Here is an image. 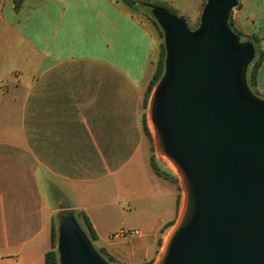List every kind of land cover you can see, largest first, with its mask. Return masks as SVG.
I'll return each instance as SVG.
<instances>
[{
	"label": "crops",
	"instance_id": "1",
	"mask_svg": "<svg viewBox=\"0 0 264 264\" xmlns=\"http://www.w3.org/2000/svg\"><path fill=\"white\" fill-rule=\"evenodd\" d=\"M196 1L197 23L207 0ZM140 7L134 10L121 0H24L17 10L14 0H0V145L4 134L15 132L18 139L6 145L19 149L137 148V102L162 50L152 24L137 16ZM170 8L185 18L184 5ZM231 18L235 31L263 53L255 87L264 98V0H240ZM11 117L18 118L15 126H10ZM136 156L112 164L119 170ZM18 163L22 168L14 177L0 175L5 244L11 236L24 247L28 240L20 232L25 226L34 230L31 239L47 226L51 250L38 171L28 173L22 158ZM149 165L151 199L158 206L150 233L140 230L135 238L101 241L96 232V249L116 264L154 263L180 215L183 196L177 183L156 175ZM20 253L0 255V260L19 264Z\"/></svg>",
	"mask_w": 264,
	"mask_h": 264
},
{
	"label": "water",
	"instance_id": "2",
	"mask_svg": "<svg viewBox=\"0 0 264 264\" xmlns=\"http://www.w3.org/2000/svg\"><path fill=\"white\" fill-rule=\"evenodd\" d=\"M239 2L207 0L196 29L148 8L166 51L149 120L156 153L184 194L153 264H264V98L247 82L259 48L228 25ZM56 250L59 264H112L73 211L61 214Z\"/></svg>",
	"mask_w": 264,
	"mask_h": 264
},
{
	"label": "rangeland",
	"instance_id": "3",
	"mask_svg": "<svg viewBox=\"0 0 264 264\" xmlns=\"http://www.w3.org/2000/svg\"><path fill=\"white\" fill-rule=\"evenodd\" d=\"M136 1L140 2L142 0ZM159 1L162 4L161 6L170 10L172 9L170 8L172 3L175 6L178 4L184 5L186 22L190 29H196L199 26L200 19L197 23L195 22L197 14L196 0ZM148 10V7L141 6L136 14L142 20L149 21L152 24L160 37L162 46H164L162 28ZM239 39L241 42H246L245 37L241 34ZM252 65L251 63L249 68ZM252 91L257 94L256 87ZM146 92L144 97L138 99L137 102L138 132L135 134L138 147L135 149H19L6 145L7 141L18 139V134L9 132L3 135V143L0 145V175L3 173L14 177L17 171H21L22 166L18 163L19 158L24 160L25 169L28 173H32L33 169L38 171L42 204L47 217L51 218L50 221L48 217L50 230L52 224L56 226L57 237L61 214L68 211L75 213L80 226L87 234L80 215V212L86 213L101 241L113 237L121 229H139L144 234L150 233L151 223L158 212V206L151 199L153 184L149 180L152 174L149 161L150 163H156L164 172L177 177V185L182 192L184 203V194L179 176L172 166L156 153L153 129L148 113L150 99L146 103ZM257 96L259 95L257 94ZM17 120L18 118L11 117L9 120L12 121L10 126H15L18 123ZM145 123H147L152 134L151 138H148L144 132ZM2 127H4V123L0 124V128ZM134 153H137L138 156L134 158L131 164L122 166L119 170H117L120 167L119 165L112 164L113 160L126 159ZM112 172L115 173L110 174ZM9 188L11 190L9 191L11 192L10 197H14L16 193L15 191L12 192V182H10ZM62 207L69 208L62 209ZM10 225L9 222V228ZM27 227L25 226V230L20 232L22 234L24 231L22 238L28 240L24 247H22V243H19V240L11 236L7 245L5 244L4 224L0 215V255H9V253L14 255V252L21 250L22 253H20L18 259L19 264H44V252L50 249L48 242L49 229L45 226L38 237L31 239L34 230H29ZM169 233L166 234V238ZM0 264H14V261L3 259L0 260Z\"/></svg>",
	"mask_w": 264,
	"mask_h": 264
},
{
	"label": "trees",
	"instance_id": "4",
	"mask_svg": "<svg viewBox=\"0 0 264 264\" xmlns=\"http://www.w3.org/2000/svg\"><path fill=\"white\" fill-rule=\"evenodd\" d=\"M24 0H14V3H15V8L18 10L22 3H23ZM126 6L136 10L138 9V7L140 6H146L148 8H151V7H162L164 8L163 6H161L162 4L160 2H152V1H145V0H142V1H134V0H121ZM205 6V4H204ZM203 6V8H204ZM202 8V10H203ZM166 10H168L169 12L173 13L172 12V9L170 10L169 8H164ZM228 25L229 27L238 35L240 36L239 33H237L234 29V26H233V21H232V18L230 16L229 18V21H228ZM163 32V31H162ZM164 35V34H163ZM161 57L157 63V67H156V71L153 75V78H152V81L150 82V85L147 89V92H146V103L147 101L150 99L151 97V94H152V91L153 89L155 88L156 84L158 83V81L160 80V78L162 77L163 73H164V68H165V55H166V51H165V45L162 46V50H161ZM262 60H263V53L261 51H259L256 59L252 62V66L251 68H249V73L247 75V82H248V85L251 89H253L255 86H256V77H257V72H258V69L262 63ZM257 95V94H256ZM144 132L146 134V136L148 138H151L152 134L149 130V127L147 125V123H145L144 125ZM151 167L154 171V173L164 179H168V180H171V181H174L176 183H178V180H177V177L176 176H173L171 175L170 173L168 172H164L159 166L156 165V163H153L151 162ZM69 207H62V209H68ZM80 215L82 217V221H83V224L85 225V228H86V231H87V236L88 238L95 242L97 239H98V236H97V233H96V230L94 229L93 227V224L91 222V220L89 219L88 215L84 212H80ZM174 224H171L170 226L168 227H172ZM51 250H49L48 252L45 253L44 255V264H59V258H58V252L56 250V247H57V232H56V226L54 224H52L51 226ZM106 260H108L110 263L112 264H116V261L114 258H112L111 256H109L106 251L104 250H98ZM149 264H153V263H149Z\"/></svg>",
	"mask_w": 264,
	"mask_h": 264
},
{
	"label": "built area",
	"instance_id": "5",
	"mask_svg": "<svg viewBox=\"0 0 264 264\" xmlns=\"http://www.w3.org/2000/svg\"><path fill=\"white\" fill-rule=\"evenodd\" d=\"M141 234L139 229H121L113 235L116 239L135 238Z\"/></svg>",
	"mask_w": 264,
	"mask_h": 264
},
{
	"label": "bare ground",
	"instance_id": "6",
	"mask_svg": "<svg viewBox=\"0 0 264 264\" xmlns=\"http://www.w3.org/2000/svg\"><path fill=\"white\" fill-rule=\"evenodd\" d=\"M173 168V167H172ZM174 169V168H173Z\"/></svg>",
	"mask_w": 264,
	"mask_h": 264
}]
</instances>
